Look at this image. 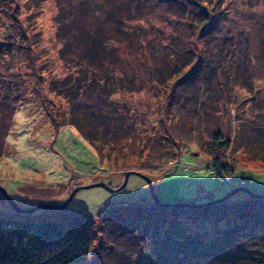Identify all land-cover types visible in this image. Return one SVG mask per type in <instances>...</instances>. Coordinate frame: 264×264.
Returning <instances> with one entry per match:
<instances>
[{"label": "rangeland", "instance_id": "374dc122", "mask_svg": "<svg viewBox=\"0 0 264 264\" xmlns=\"http://www.w3.org/2000/svg\"><path fill=\"white\" fill-rule=\"evenodd\" d=\"M91 39L105 67L93 76L113 80L109 105L131 123L127 163L101 158L72 124L51 120L70 103L49 90V81L66 73L88 81L91 64L78 52ZM66 42L71 61L58 54ZM216 131L228 138L219 153L237 168L231 179L209 164L204 145ZM256 132L264 137V0H0V185L19 207L60 203L75 189L62 208L35 211L88 214L85 264H152L153 245L164 242L155 237L166 236L174 218L143 205L207 202L234 186L264 193ZM133 163L128 169L149 181L131 171L117 188ZM94 181L108 188L87 185ZM248 194L237 189L224 198L232 204ZM13 211L0 192V213ZM232 213L179 219L202 243L239 219ZM256 228L264 232V224ZM170 247L162 246L168 261ZM205 256L182 264L210 263Z\"/></svg>", "mask_w": 264, "mask_h": 264}, {"label": "trees", "instance_id": "16d2710c", "mask_svg": "<svg viewBox=\"0 0 264 264\" xmlns=\"http://www.w3.org/2000/svg\"><path fill=\"white\" fill-rule=\"evenodd\" d=\"M91 40L90 45L82 46L78 52L79 60L83 59L91 64V76L88 81H84L86 75L84 79H79L80 77L71 73L50 79L49 90L70 103L67 110H62L63 115L58 117L59 119L51 116V120L56 125L72 124L101 158L113 161L120 159L127 163L128 160L124 156L131 155V152L125 151L123 146L132 136L131 123L125 119L123 112L120 113L109 105L108 97L112 90L109 85L114 84L113 80L109 79L108 82L104 73H101L104 76L101 74L93 76L95 71H105V67L102 64L99 46L95 39ZM75 43L77 44V41ZM71 44L66 42L58 49L60 57L68 58L66 61H71L72 55L69 57L73 52ZM76 64L82 65L80 62ZM94 94L97 96L92 100ZM84 96L90 97L91 100L88 101ZM256 140L259 142H253L252 147L264 161V144H259L264 142L263 134L259 133ZM204 146L211 156L209 164L214 173L220 177L227 174L232 178L237 168L233 169L219 153L221 148L228 146V138H224L220 131H216ZM145 147L144 145L137 149V153ZM162 157L157 155L155 160L160 161ZM133 165L134 163L126 165L125 168H131ZM238 178L243 179V176ZM251 192L246 199H238L232 204L224 198L202 203L174 201L143 205L148 212L163 211L174 218L169 221L171 229L167 231L166 236L156 233L158 235L155 238L164 242L159 246L153 245V254L150 256L152 264H182L193 254L206 255L209 262L211 261L210 263L207 261V264L222 261L227 264H264V232L258 233L256 228L264 224V193ZM117 203L135 202L121 200ZM232 212H235L234 215L239 219L225 228L214 231L215 235L202 243L195 232L184 231L186 225L179 219L180 215H186L193 220L202 216L215 219L224 215L229 216L233 214ZM154 226L156 227V223ZM173 231H176L177 235L171 233ZM189 235L190 241L187 239ZM193 239L198 240L192 249L191 246L195 244ZM246 239L250 243L247 244ZM242 241L244 243L238 246ZM90 243V224L88 214L84 212H60L58 215L52 213L51 216H46V213H36L35 209L32 211L14 209L13 212L0 213V264H85ZM168 243L171 245L169 261L165 250L162 249V246ZM140 253L145 256L148 254L139 250L138 254ZM190 264L198 263L190 261Z\"/></svg>", "mask_w": 264, "mask_h": 264}, {"label": "water", "instance_id": "95a60500", "mask_svg": "<svg viewBox=\"0 0 264 264\" xmlns=\"http://www.w3.org/2000/svg\"><path fill=\"white\" fill-rule=\"evenodd\" d=\"M131 171H134V172H136V173H138V174H140V175L146 177V179L149 181V178H148L143 172H140L139 170H136V169H127V170L124 171V173H123V180H122V182L118 185L117 188H120V187H122V186L124 185L125 180H126V177H127V174H128L129 172H131ZM95 184L103 185V186H105V187L108 188V186H106L102 181H94V182L88 183L87 185H95ZM237 189H244L245 191H247V192H249V193H252L248 188H246V187H244V186H234V187H232L230 190H228L224 195H222V196H220V197H218V198H216V199H222V198H224L225 196H228L229 194L233 193V192L236 191ZM74 190H75V189H74ZM74 190H73V191H74ZM73 191H72V192H73ZM0 192H1L3 195H5V196L9 199V201L11 202V205H12V207H13L14 209H16V210H24V211H32V210H34V209L42 208V207H49V208H62V207L66 204L67 200L70 198V196H71V194H72V192H71V194H69L68 198L65 199L64 201L60 202V203L39 202V203H36V204H34V205H32V206H29V207H19V206H17V205H16V204H15V203L9 198V196L7 195L5 189H4L1 185H0ZM259 194H260V193H259ZM261 194H262V193H261ZM213 200H214V199H213Z\"/></svg>", "mask_w": 264, "mask_h": 264}, {"label": "built area", "instance_id": "2783aa9c", "mask_svg": "<svg viewBox=\"0 0 264 264\" xmlns=\"http://www.w3.org/2000/svg\"><path fill=\"white\" fill-rule=\"evenodd\" d=\"M226 178H227V179H231V176H230V175H227Z\"/></svg>", "mask_w": 264, "mask_h": 264}]
</instances>
